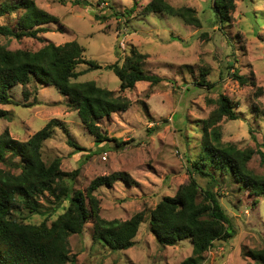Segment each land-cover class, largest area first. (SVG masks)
<instances>
[{
	"label": "rangeland",
	"instance_id": "obj_1",
	"mask_svg": "<svg viewBox=\"0 0 264 264\" xmlns=\"http://www.w3.org/2000/svg\"><path fill=\"white\" fill-rule=\"evenodd\" d=\"M34 1L58 20L46 25L49 31L40 33L39 39L0 36V46L36 51L48 42L63 45L77 41L84 49L83 59L102 67L92 69L86 62L80 63L76 70L84 73L73 81L93 80L132 102L127 111L100 120L109 137L100 144H95V137L69 105V97L52 85L37 81L19 84L9 90L13 103L0 105L9 114V118H0V133L8 129L20 141H27L52 119L62 123L43 143L42 158L46 164L60 158L61 169L67 174L79 169L73 180L68 178L74 189L86 191L94 178L116 171L130 176L131 181L103 185L95 194L101 216L107 220H127L144 210L135 244L119 251L96 245L89 221L82 234L69 238L73 261L68 264L181 263L192 254L191 240L161 245L150 228V211L165 196H174L191 177L197 179L202 191L211 186L208 178L191 175L189 168L190 160L201 153V121L217 107L221 94L233 101L239 116L220 122L223 142L254 149L249 168L264 175V160L258 152H264V0H235L231 21L223 24L213 11V0H167L175 7L193 8L200 26L178 16L144 14L151 0H90L92 6L86 7L73 5V0ZM133 6L131 16L115 15ZM14 21L15 15L0 17V25H13ZM132 46L147 54L140 65L143 72L162 80L157 84L139 81L121 91L118 76L107 65L123 64ZM236 75L247 81L242 83ZM24 90L29 92L27 98ZM35 99L39 103L25 106ZM0 168L10 166L0 161ZM217 179L213 189L237 231L229 241H215L203 264H255L246 253L264 248V196L253 194L233 175L218 173ZM39 202L42 213L21 209L17 217L25 223L45 221L50 226L70 204L67 199L57 203L48 192Z\"/></svg>",
	"mask_w": 264,
	"mask_h": 264
},
{
	"label": "trees",
	"instance_id": "obj_2",
	"mask_svg": "<svg viewBox=\"0 0 264 264\" xmlns=\"http://www.w3.org/2000/svg\"><path fill=\"white\" fill-rule=\"evenodd\" d=\"M73 5L92 6L90 0H73ZM235 0H213V11L220 22L231 21ZM135 6L117 16H131ZM144 14L164 13L183 18L188 24L201 25L200 18L190 7H175L167 0H151L143 9ZM15 15L13 25H0V36L23 39L40 38V33L49 31L46 26L58 18L34 0H0V17ZM98 19H101L96 15ZM83 47L77 41L56 45L48 42L39 50H11L0 46V105L13 103L10 88L19 84L28 85L37 81L52 85L69 97L72 106L95 137V144L109 139L101 127L100 120L116 111H127L131 100L121 94L99 86L95 81L74 82L83 71L77 65L86 62L90 68L102 65L83 59ZM147 54L132 46L123 64L107 65L120 80V90L131 89L139 81L159 83L162 78L156 74L143 72L140 65ZM242 83L247 80L236 75ZM25 97L29 92L24 90ZM39 103L37 99L25 105ZM264 115V111L261 110ZM0 118H9L8 111L0 107ZM11 118V117H10ZM227 118L238 119L233 101L225 94L217 100V107L202 123L201 153L191 162V175L208 178L211 186L203 191L195 177L180 186L174 196H165L150 211V228L157 241L163 246H172L185 239L192 243V254L179 264H203L205 253L215 241H229L236 236L233 219L223 208L220 195L213 186L218 185L217 174H230L249 188L253 194L264 196V175H258L249 168V162L256 152L254 149H241L233 143H224L220 122ZM62 124V123H61ZM52 119L27 141L11 136L8 129L0 133V161L20 171L0 168V264H68L70 255L69 238L82 234L85 225L92 223L91 237L94 244H100L111 251L132 247L139 227L145 219V212L135 213L127 220H107L101 216L100 200L95 191L103 185L111 186L116 181H131L124 171L94 178L86 191L74 189L68 178L73 180L79 169L65 173L61 169V159L56 158L46 164L41 148L54 128L61 125ZM71 146L82 149L74 141ZM120 145V144H119ZM84 149V148H83ZM264 160V152L258 151ZM20 158V161H15ZM48 192L57 203L67 199L70 204L53 223L39 225L25 223L16 213L21 209L31 213H42L39 197ZM255 264H264V248L249 249L246 253Z\"/></svg>",
	"mask_w": 264,
	"mask_h": 264
}]
</instances>
